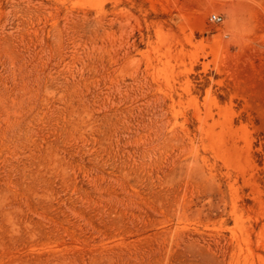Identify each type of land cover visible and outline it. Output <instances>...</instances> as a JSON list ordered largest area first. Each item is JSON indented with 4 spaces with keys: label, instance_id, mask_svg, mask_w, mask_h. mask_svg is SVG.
<instances>
[{
    "label": "rangeland",
    "instance_id": "obj_1",
    "mask_svg": "<svg viewBox=\"0 0 264 264\" xmlns=\"http://www.w3.org/2000/svg\"><path fill=\"white\" fill-rule=\"evenodd\" d=\"M0 264H264V0H0Z\"/></svg>",
    "mask_w": 264,
    "mask_h": 264
},
{
    "label": "clouds",
    "instance_id": "obj_2",
    "mask_svg": "<svg viewBox=\"0 0 264 264\" xmlns=\"http://www.w3.org/2000/svg\"><path fill=\"white\" fill-rule=\"evenodd\" d=\"M233 15V20L228 28V30L225 32L224 34V38L225 40H227L229 43H240L243 42L246 39L247 33L249 31L246 23H244L243 21L237 20ZM211 19L213 21H216L219 19V17L217 15H212Z\"/></svg>",
    "mask_w": 264,
    "mask_h": 264
},
{
    "label": "built area",
    "instance_id": "obj_3",
    "mask_svg": "<svg viewBox=\"0 0 264 264\" xmlns=\"http://www.w3.org/2000/svg\"><path fill=\"white\" fill-rule=\"evenodd\" d=\"M217 15L218 17H219V19L218 20H216V21H213L212 19H211V17H212V15ZM208 20L210 21V22H212V23H216V24H219V23H221L222 22V16L219 14V13H210L209 14V16H208Z\"/></svg>",
    "mask_w": 264,
    "mask_h": 264
}]
</instances>
